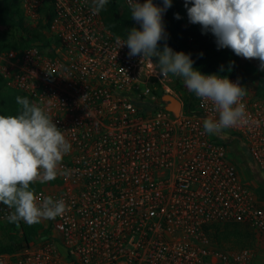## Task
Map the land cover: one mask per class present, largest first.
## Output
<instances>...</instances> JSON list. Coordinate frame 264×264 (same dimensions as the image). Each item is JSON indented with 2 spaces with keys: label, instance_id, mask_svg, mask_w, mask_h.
<instances>
[{
  "label": "built area",
  "instance_id": "obj_1",
  "mask_svg": "<svg viewBox=\"0 0 264 264\" xmlns=\"http://www.w3.org/2000/svg\"><path fill=\"white\" fill-rule=\"evenodd\" d=\"M17 1L29 26H44L47 44L1 51L0 78L45 108L72 147L61 165L70 174L37 182L48 189L35 192L64 199L67 211L42 220L47 234L0 254V264H252L250 249L215 248L205 232L238 223L264 235V204L204 132L211 113L202 101L195 95L196 113L187 114L170 76L119 49L123 39L92 15L91 0ZM164 94L181 102L178 117L164 109ZM243 102L249 124L224 131L264 172V98L247 93ZM11 211L0 203V222Z\"/></svg>",
  "mask_w": 264,
  "mask_h": 264
},
{
  "label": "clouds",
  "instance_id": "obj_2",
  "mask_svg": "<svg viewBox=\"0 0 264 264\" xmlns=\"http://www.w3.org/2000/svg\"><path fill=\"white\" fill-rule=\"evenodd\" d=\"M172 2L162 0L158 5L153 0H127L131 18L140 27L128 30L123 41L117 40L119 49L126 45L129 58L140 56L141 62L157 57L155 64L162 77H181L211 113L203 120L206 134L220 135L225 129L249 124L243 102L246 88L239 80L202 74L194 69L190 53L168 46L163 16ZM108 3L92 0V15L106 10ZM184 7L188 22L200 25L202 33L210 32L218 49L228 48L244 59H257L264 70V0H184ZM175 18L181 19L179 13ZM161 41H165L162 50ZM16 103L21 106L18 115H0V203L14 209L6 217L9 223L33 225L67 211L64 199H38L31 186L55 180L58 175L67 177L70 170H62L61 165L72 146L45 108L27 97L17 96Z\"/></svg>",
  "mask_w": 264,
  "mask_h": 264
},
{
  "label": "trees",
  "instance_id": "obj_3",
  "mask_svg": "<svg viewBox=\"0 0 264 264\" xmlns=\"http://www.w3.org/2000/svg\"><path fill=\"white\" fill-rule=\"evenodd\" d=\"M144 2L145 0L141 3ZM153 3L160 5L162 0H153ZM179 9L176 0H173L171 8L163 16L168 46L174 51L190 53L194 61V69L199 70L202 74L235 76L238 72L236 66L238 56L231 49H218L215 37L210 32L202 33L200 25H193L189 22L183 23ZM177 13L181 19L175 18ZM99 14L107 31L113 37H120L123 40L126 39L128 30L133 27L138 28L139 25L131 18L130 8L126 7L122 0H109L106 10H102ZM0 19L6 21L5 33L8 34L7 40H0V52L10 49L21 50L37 44H47L42 34L44 26L41 24L36 28L26 26L17 0H0ZM163 46L164 44L159 46L160 50L163 49ZM201 53H203L202 56ZM152 59L155 63L158 62L157 57ZM222 66L223 71L221 70ZM170 75L174 77V75ZM258 77L261 92L256 97L264 98V71L259 73ZM154 94L160 97L158 91L154 90ZM17 96L26 97L17 91L8 90L5 81L0 78V115H18L20 113L21 106L16 103ZM195 106V99L194 101L190 99L184 101V111L189 115L196 113ZM208 137L212 142L223 145L236 166L245 169L254 183L257 201L264 204V172L256 168L241 138L225 131L220 135L208 134ZM41 186L34 184L31 187L36 192ZM249 231L254 232L238 223H213L205 227L211 245L227 251L232 248L243 249L244 244L250 238ZM45 234L46 232L42 231L41 222L33 225H28L23 221L19 223L0 222V254L20 252L34 244Z\"/></svg>",
  "mask_w": 264,
  "mask_h": 264
},
{
  "label": "rangeland",
  "instance_id": "obj_4",
  "mask_svg": "<svg viewBox=\"0 0 264 264\" xmlns=\"http://www.w3.org/2000/svg\"><path fill=\"white\" fill-rule=\"evenodd\" d=\"M92 1V0H91ZM180 14L182 17L183 23H188V17H187V11L185 7H180ZM6 21L3 19H0V40L4 41L7 40L8 34L5 33L6 31ZM26 26H29L28 23L25 21ZM31 27V26H29ZM38 27V26H37ZM140 25H138L139 29ZM32 28V27H31ZM36 28V27H35ZM44 39V38H43ZM164 41H161L159 46L163 45ZM193 55L195 53L193 52ZM236 66L238 72L236 73V76L240 78L243 83L245 84L246 92L249 93V95H258L261 91L259 90L260 83H259V77L258 74L261 73L264 70H260V62L257 59H244L242 57L237 58ZM171 83L174 86L175 92L177 95L181 96L183 100H192L195 99V94L193 92H190L181 77L174 76L172 77L170 74ZM9 90V89H8ZM236 165V164H235ZM238 167V166H236ZM238 175L244 185H246L252 192H254V183L252 182L250 176H248L247 172L243 167L237 168ZM44 186H41L40 189H44ZM45 189H48L47 187ZM255 194V193H254ZM42 231L46 232V223H42ZM250 238L246 243L244 244V248L250 249L255 256V259L252 264H264V235L256 234L254 232L249 231ZM45 234V235H46ZM44 236V235H43ZM228 248V247H226ZM229 250H240V249H229Z\"/></svg>",
  "mask_w": 264,
  "mask_h": 264
},
{
  "label": "water",
  "instance_id": "obj_5",
  "mask_svg": "<svg viewBox=\"0 0 264 264\" xmlns=\"http://www.w3.org/2000/svg\"><path fill=\"white\" fill-rule=\"evenodd\" d=\"M161 102L164 104V109L170 112L174 117H178L181 110V102L169 94L161 96Z\"/></svg>",
  "mask_w": 264,
  "mask_h": 264
}]
</instances>
